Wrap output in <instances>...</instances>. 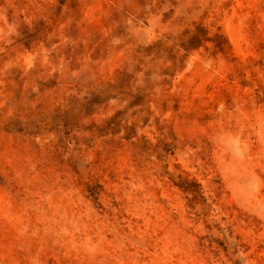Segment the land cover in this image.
I'll return each mask as SVG.
<instances>
[{"label": "rangeland", "instance_id": "1", "mask_svg": "<svg viewBox=\"0 0 264 264\" xmlns=\"http://www.w3.org/2000/svg\"><path fill=\"white\" fill-rule=\"evenodd\" d=\"M0 264H264V0H0Z\"/></svg>", "mask_w": 264, "mask_h": 264}]
</instances>
